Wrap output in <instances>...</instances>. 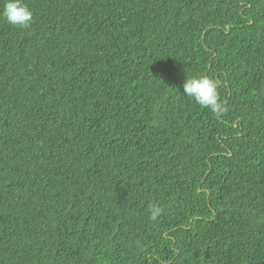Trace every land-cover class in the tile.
Wrapping results in <instances>:
<instances>
[{
    "label": "trees",
    "instance_id": "16d2710c",
    "mask_svg": "<svg viewBox=\"0 0 264 264\" xmlns=\"http://www.w3.org/2000/svg\"><path fill=\"white\" fill-rule=\"evenodd\" d=\"M4 3L0 264H264V0Z\"/></svg>",
    "mask_w": 264,
    "mask_h": 264
},
{
    "label": "clouds",
    "instance_id": "9594fccd",
    "mask_svg": "<svg viewBox=\"0 0 264 264\" xmlns=\"http://www.w3.org/2000/svg\"><path fill=\"white\" fill-rule=\"evenodd\" d=\"M3 18L20 28L28 29L33 22V12L24 0H5L2 12ZM220 82L206 75L187 78L183 83V92L187 97L194 98L196 103L207 108L216 116L226 111L219 94ZM149 219L153 222L161 216L163 209L158 204L148 207Z\"/></svg>",
    "mask_w": 264,
    "mask_h": 264
}]
</instances>
